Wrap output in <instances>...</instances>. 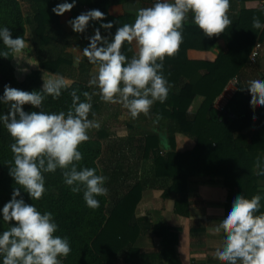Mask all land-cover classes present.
Returning a JSON list of instances; mask_svg holds the SVG:
<instances>
[{
  "label": "trees",
  "instance_id": "1",
  "mask_svg": "<svg viewBox=\"0 0 264 264\" xmlns=\"http://www.w3.org/2000/svg\"><path fill=\"white\" fill-rule=\"evenodd\" d=\"M63 2L0 0V27H8L14 39L24 37L28 45L24 49L26 60L18 62L11 52L8 58L0 57V96L5 85L31 92L42 90L43 76L69 77L74 83H68L58 99L46 96L42 110L67 113L72 106L71 92L76 90L82 102L92 104L89 119H95L102 107L99 90L89 85V72L94 65L85 56L80 67L74 68L66 50L73 46L87 47V37L95 34L100 23L90 22L83 34L66 33L60 23L62 16L52 12L53 7ZM122 2L76 0L70 12L73 19L91 9H99L108 16V7ZM254 17L264 22L261 9L244 10L237 24L212 37L204 36L198 26L183 27L179 50L163 61L162 71L169 85L167 100L155 102L147 115L141 113L136 119L130 116L129 121L122 123L128 130L127 136L118 137L102 129L79 146L83 159L77 162L78 170L94 168L97 175L107 177V195L96 197L98 208L86 206L83 190L71 191L59 168L55 173L44 174L46 192L41 199L33 201L21 189L26 203L34 204L41 213L53 214L59 226L56 235L69 239L71 253L61 259V264H163L162 261L181 264L176 250L180 230L167 225L156 227L149 218H137L136 210L145 191L158 190L163 191V200H174L177 214L189 216L188 188L193 178L223 179L229 190L226 213L234 196L242 194L251 199L259 194L261 208L256 214H264V106L253 107L248 84L242 83L255 43L264 41V30L253 25ZM134 21L132 16H125L118 22L124 25ZM117 28L100 31L111 39ZM0 51H8L2 41ZM190 51L212 53L215 58L193 60L189 58ZM121 52L130 60L132 45L125 42ZM24 68L28 71H22ZM238 77L241 81L236 94L224 112L218 111L215 102L229 82ZM84 92L89 93L90 101ZM198 98H203V103L191 113ZM24 110L40 111L32 105H24ZM7 112L8 105L0 103V114ZM255 120L258 130L247 132ZM183 137L194 141L193 150H186ZM12 143L13 138L0 125V209L11 200L14 188L19 187L9 175ZM8 228L9 224L0 217V232ZM151 233L159 240L161 252L136 249L137 240Z\"/></svg>",
  "mask_w": 264,
  "mask_h": 264
},
{
  "label": "clouds",
  "instance_id": "2",
  "mask_svg": "<svg viewBox=\"0 0 264 264\" xmlns=\"http://www.w3.org/2000/svg\"><path fill=\"white\" fill-rule=\"evenodd\" d=\"M229 5L230 0H156L152 7L138 9L134 23L118 27L111 39L102 36L100 28L111 30L113 22L104 23L105 13L99 9L83 12L68 23L80 34L86 32L90 22L100 23L95 34L87 37L89 44L83 49L89 63L98 66L89 85L99 90L103 102L121 104L136 119L141 113L147 115L155 102L167 100L169 85L163 75V61L179 50L189 15L204 36L212 37L225 32L232 23ZM75 6L76 0H64L52 12L63 16ZM252 22L256 27H264L258 17ZM0 41L8 49L0 51V57L8 58L11 52L18 62L26 60L24 49L28 45L24 37L14 39L8 27H0ZM125 42H135L136 52L130 60L121 52ZM43 81L42 90L31 92L5 85L0 96V103L8 105L7 114H0V125L14 140L10 146L13 161L9 175L19 186L0 209L2 222L9 224L7 230L0 232L2 264H61V259L71 253L69 239L56 235L59 226L53 214L41 213L21 195L23 189L31 200L41 199L46 192L45 173L63 170V182L73 193L83 190L89 208H98L96 197L107 195V177L97 175L94 168H77V162L83 159L79 146L89 139L90 129L99 128L94 119H89L92 104L82 102L73 90L72 106L67 113L45 112L42 104L46 96L58 99L69 85L59 75L48 79L43 76ZM247 88L252 93L253 107L264 106V79L252 78ZM83 95L91 100L88 92ZM24 105L40 111L26 112ZM261 199L259 194L251 199L242 194L234 196L230 209L217 223L225 235L223 246L216 248L214 254L226 264H264V214H256Z\"/></svg>",
  "mask_w": 264,
  "mask_h": 264
},
{
  "label": "crops",
  "instance_id": "3",
  "mask_svg": "<svg viewBox=\"0 0 264 264\" xmlns=\"http://www.w3.org/2000/svg\"><path fill=\"white\" fill-rule=\"evenodd\" d=\"M261 1L262 0H245L241 2L240 0H230L228 10V16L232 22L230 25H235L239 22L244 10H260ZM155 3L156 0H124L122 3H113L106 10L108 16H105L103 22H110L108 18H111L114 21L113 27H120L122 25L118 21L121 18L132 16L135 20L138 9L152 7ZM24 6L27 8L26 5ZM71 19H73L72 12H66L60 19L63 29L68 34L74 33L68 23ZM96 24H98V22H96ZM189 25L197 26L193 22L191 14L184 22L183 27ZM131 45L133 57L136 52L135 42ZM66 52L72 58L73 67L78 69L85 59L83 49L73 46L68 48ZM250 55V67L245 71V77L242 76V83L244 84H248L252 78L264 79V51L260 59L256 61L251 60ZM189 58L193 60L211 61L215 56L212 53L190 51ZM97 71L98 66L94 65L90 69L89 79H91ZM65 80L69 84L74 83V80L69 77H65ZM240 81L239 77L231 80L218 100L221 103H225L226 100L224 101L223 98L226 97L227 104H229L238 90ZM99 102L102 109L94 119L99 124V128L90 129L88 131L89 137L95 136L102 129L110 134H116L118 137L127 136L128 130L122 123L131 119L128 110L119 103H105L102 100ZM202 103L203 98L196 99L190 112H196ZM258 128L257 120H255L247 132L257 131ZM183 138L186 150H193L195 145L194 141L186 137ZM188 190L189 200L191 202L189 216L185 217L177 214L174 208V200H163V191L147 190L144 192L143 199L137 207V218H149L156 227L167 225L180 230L178 233L179 244L176 250L177 258L181 264H226V262L216 257L214 252L216 248L222 247L224 243L223 228H218L217 223L226 213L225 206L229 197V190L224 187L223 179L220 177L193 178L189 181ZM135 248L147 253L161 252L160 242L152 233L140 237L135 244ZM162 263L168 264L165 261H162ZM116 264L125 263L118 262Z\"/></svg>",
  "mask_w": 264,
  "mask_h": 264
},
{
  "label": "built area",
  "instance_id": "4",
  "mask_svg": "<svg viewBox=\"0 0 264 264\" xmlns=\"http://www.w3.org/2000/svg\"><path fill=\"white\" fill-rule=\"evenodd\" d=\"M260 9L264 13V0H262L260 2ZM262 28L264 30V27H262ZM263 51H264V42L263 41H258L256 43L253 51L251 52V55H250L251 60H253V61L259 60L260 57H261V55H262V53H263ZM223 100L224 101L226 100L225 103H221L219 100H217L215 102V105H214L215 106V109H217L220 112H224L226 110L227 106H228V104H227L228 103L227 102V98L224 97Z\"/></svg>",
  "mask_w": 264,
  "mask_h": 264
}]
</instances>
